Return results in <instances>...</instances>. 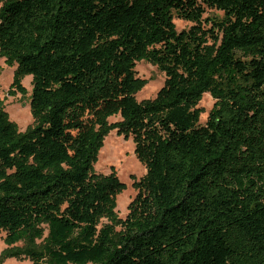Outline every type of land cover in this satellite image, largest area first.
I'll return each instance as SVG.
<instances>
[{
    "label": "trees",
    "instance_id": "1",
    "mask_svg": "<svg viewBox=\"0 0 264 264\" xmlns=\"http://www.w3.org/2000/svg\"><path fill=\"white\" fill-rule=\"evenodd\" d=\"M0 58L33 117L0 104V261L264 264V0H0ZM140 61L165 77L143 101ZM112 131L145 169L124 218L93 169Z\"/></svg>",
    "mask_w": 264,
    "mask_h": 264
},
{
    "label": "rangeland",
    "instance_id": "2",
    "mask_svg": "<svg viewBox=\"0 0 264 264\" xmlns=\"http://www.w3.org/2000/svg\"><path fill=\"white\" fill-rule=\"evenodd\" d=\"M223 14L217 10L207 9L203 18L221 19ZM174 24L177 31L188 30L192 24L174 18ZM14 66L11 67L0 58V104L7 113L10 121L16 124L20 132H24L33 123V117L30 113L31 97V76H25L22 84L25 88V95L19 93L10 94L13 81ZM137 76L146 80L144 87L136 93V100L143 101L152 99L164 84V74L153 64L140 61L135 66ZM214 101L208 94H204L199 108L203 113L200 117V124L204 125L208 112L212 108ZM119 117L109 119L110 122L118 121ZM93 169L97 174L108 175L114 169L118 179L124 184V189L116 198L115 212L121 218L127 214V207L136 195L133 188L135 180H139L145 174L144 167L140 164L134 154V144L131 137L117 135L115 131L110 132L104 137L102 147L99 151ZM4 234L0 235V255L6 248L3 241ZM0 264H32L27 258L17 259L13 257L0 261Z\"/></svg>",
    "mask_w": 264,
    "mask_h": 264
}]
</instances>
